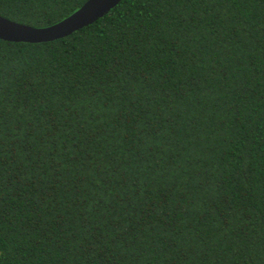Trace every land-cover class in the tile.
<instances>
[{"label": "trees", "instance_id": "trees-1", "mask_svg": "<svg viewBox=\"0 0 264 264\" xmlns=\"http://www.w3.org/2000/svg\"><path fill=\"white\" fill-rule=\"evenodd\" d=\"M0 264H264V0H122L0 40Z\"/></svg>", "mask_w": 264, "mask_h": 264}, {"label": "water", "instance_id": "water-1", "mask_svg": "<svg viewBox=\"0 0 264 264\" xmlns=\"http://www.w3.org/2000/svg\"><path fill=\"white\" fill-rule=\"evenodd\" d=\"M122 0H87L62 21L44 28L20 24L0 16V40L40 44L65 38L104 17Z\"/></svg>", "mask_w": 264, "mask_h": 264}]
</instances>
